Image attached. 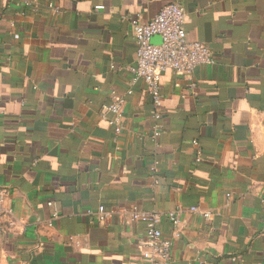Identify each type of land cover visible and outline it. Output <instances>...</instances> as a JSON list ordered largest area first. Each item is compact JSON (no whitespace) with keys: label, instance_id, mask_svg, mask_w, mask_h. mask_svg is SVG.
<instances>
[{"label":"crops","instance_id":"1","mask_svg":"<svg viewBox=\"0 0 264 264\" xmlns=\"http://www.w3.org/2000/svg\"><path fill=\"white\" fill-rule=\"evenodd\" d=\"M170 1L0 0V264H141L134 208L171 264H264V0H179L212 63L163 73L155 120L129 18Z\"/></svg>","mask_w":264,"mask_h":264},{"label":"built area","instance_id":"2","mask_svg":"<svg viewBox=\"0 0 264 264\" xmlns=\"http://www.w3.org/2000/svg\"><path fill=\"white\" fill-rule=\"evenodd\" d=\"M25 5L29 2L25 1ZM186 11L179 0H171L148 21L141 23L136 18H129L132 35L135 42V63L129 68L131 84L143 81L146 86L153 106L152 118L159 120L161 117L162 97L159 90V80L163 73L174 72L191 76L199 66H209L212 55L209 48L201 42H189L184 29ZM159 36L160 44L150 42L151 38ZM123 100L114 96L112 103L107 107L113 115L119 114ZM118 133L119 129L115 128ZM153 171V168H151ZM8 191L0 186V220L11 214V210L4 209ZM264 206V194L260 198ZM47 207L53 208L51 221L57 219L58 211L52 202H47ZM190 211L199 213L206 220L212 217L210 211H200L197 206ZM133 222H141L146 228V237L141 242V264H171L172 263V238L165 237L157 226L158 215L145 213L136 208L125 210ZM173 226H178L177 212L167 214ZM110 214L100 205L97 208L96 220L100 224H108ZM9 226L12 222H7ZM1 232V226H0Z\"/></svg>","mask_w":264,"mask_h":264},{"label":"water","instance_id":"3","mask_svg":"<svg viewBox=\"0 0 264 264\" xmlns=\"http://www.w3.org/2000/svg\"><path fill=\"white\" fill-rule=\"evenodd\" d=\"M150 42L153 43V44H160L161 43V39H160L159 36H154V37L151 38Z\"/></svg>","mask_w":264,"mask_h":264},{"label":"trees","instance_id":"4","mask_svg":"<svg viewBox=\"0 0 264 264\" xmlns=\"http://www.w3.org/2000/svg\"><path fill=\"white\" fill-rule=\"evenodd\" d=\"M24 6L26 7V5L24 4Z\"/></svg>","mask_w":264,"mask_h":264}]
</instances>
